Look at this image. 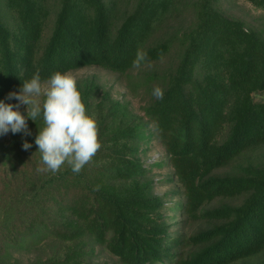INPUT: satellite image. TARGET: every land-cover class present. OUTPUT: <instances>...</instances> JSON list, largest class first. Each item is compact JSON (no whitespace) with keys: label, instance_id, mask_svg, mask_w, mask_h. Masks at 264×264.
<instances>
[{"label":"trees","instance_id":"trees-1","mask_svg":"<svg viewBox=\"0 0 264 264\" xmlns=\"http://www.w3.org/2000/svg\"><path fill=\"white\" fill-rule=\"evenodd\" d=\"M221 1L0 0V99L36 72L99 68L144 100L138 115L78 82L101 143L79 174L37 170L42 119L0 145V264H264V167L241 165L264 147V31ZM184 16L188 28L169 29ZM156 145L164 159L148 166ZM155 169L172 170L167 196ZM193 223L205 228L186 232Z\"/></svg>","mask_w":264,"mask_h":264},{"label":"clouds","instance_id":"clouds-1","mask_svg":"<svg viewBox=\"0 0 264 264\" xmlns=\"http://www.w3.org/2000/svg\"><path fill=\"white\" fill-rule=\"evenodd\" d=\"M146 59V53H138L134 64L139 66ZM153 95L163 98L160 88L154 89ZM38 119L44 125L35 138L44 165L38 171L55 173L66 164L74 174H79L101 147L97 120L87 111L72 72L56 71L46 80L36 72L23 81L19 91L0 99V136L26 131L28 121ZM22 147L28 150L32 145L26 141Z\"/></svg>","mask_w":264,"mask_h":264},{"label":"rangeland","instance_id":"rangeland-1","mask_svg":"<svg viewBox=\"0 0 264 264\" xmlns=\"http://www.w3.org/2000/svg\"><path fill=\"white\" fill-rule=\"evenodd\" d=\"M55 0H52L54 2ZM221 9L229 18L239 19L245 22L249 27L255 29H263L264 31V11L256 9L253 5H251L247 0H222L221 1ZM189 17H181L169 22V29L179 30L183 28H188L190 26ZM78 82H84L86 80L93 79L98 85H100L104 90H110L111 95L114 99L119 100L120 102H127L130 104L131 110L138 114L143 115L142 107L144 106L143 95H134L130 92L127 87V82L125 79L118 77L115 74H111L109 72L103 71L99 68H87L73 73ZM258 99H261L260 97ZM24 108V106H21ZM31 131H27L29 134ZM11 132L0 136V145L5 146L10 140ZM152 151L148 153L147 157H144V162L146 165H151L156 162H160L164 159V151L159 148L157 145L154 146ZM248 164L258 165L264 167V147L255 151L254 153H250L248 156L244 157L241 165L247 166ZM172 170L169 169H155L153 171V177L156 182V190L155 193L159 196H167L176 186L174 183L166 182L168 176L171 174ZM239 172L238 168L229 169L224 171L225 174H232ZM173 202H175L173 200ZM241 199L237 201L231 202L232 204H239ZM218 203H214L213 207ZM172 204L168 203V206ZM211 206V205H210ZM180 216V215H179ZM180 222L183 221V218L180 217L178 219ZM188 233H193L198 231L199 229H204L205 225L203 223L191 224L187 227ZM39 254H15V257L20 259L21 261L28 263L30 261L35 260ZM263 257L255 258L244 263L240 264H262ZM99 263L107 262L108 264H112L114 261L107 255H99Z\"/></svg>","mask_w":264,"mask_h":264}]
</instances>
